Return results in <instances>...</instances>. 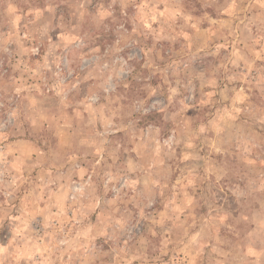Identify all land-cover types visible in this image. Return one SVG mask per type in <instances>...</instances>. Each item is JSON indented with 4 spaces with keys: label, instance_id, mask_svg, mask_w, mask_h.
<instances>
[{
    "label": "rangeland",
    "instance_id": "rangeland-1",
    "mask_svg": "<svg viewBox=\"0 0 264 264\" xmlns=\"http://www.w3.org/2000/svg\"><path fill=\"white\" fill-rule=\"evenodd\" d=\"M0 264H264V0H0Z\"/></svg>",
    "mask_w": 264,
    "mask_h": 264
}]
</instances>
